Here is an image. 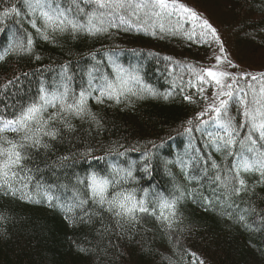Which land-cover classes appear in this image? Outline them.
I'll return each instance as SVG.
<instances>
[{"label": "trees", "instance_id": "1", "mask_svg": "<svg viewBox=\"0 0 264 264\" xmlns=\"http://www.w3.org/2000/svg\"><path fill=\"white\" fill-rule=\"evenodd\" d=\"M179 2L216 29L227 58L237 65L228 68L222 63L220 70L237 77L241 72H264V0ZM60 3L74 10L72 0ZM80 6L84 7L82 2ZM5 7H15L18 14L0 18V50L20 37L26 45L29 34L33 47L30 53L9 52L0 62V113L6 109L10 116L18 111L20 104L38 94L41 84L51 89L66 82L78 95L91 80L88 107L99 124L73 117L71 131L56 124L59 135L55 140L45 138L47 147L28 150L24 167L31 170L34 181L25 191L33 199L0 190L4 217L0 220V264H264V182L260 175L241 174L246 191L233 197L235 211L223 207L224 190L203 175L212 161L226 169L233 159L228 151L209 143L207 131L197 128V113L211 101L212 88L198 85L192 70L216 64L220 45L213 38L200 37L197 29V35L189 39L186 33L192 25L181 22L183 27L176 34L111 28L96 35L50 33V39L44 40L31 27L26 0H0V12ZM171 26L178 27L176 17L171 18ZM114 64L134 71L158 95L129 96L118 104L105 97L98 103L100 93L95 88L102 83L101 77L115 79ZM16 76L20 79L5 87ZM249 80H238L239 87L246 88ZM190 81L205 88L209 101L201 98ZM165 94H169L167 99ZM185 96L192 99L185 100ZM238 107L229 108L237 125ZM188 128L192 130L186 132ZM245 133L241 129V136ZM6 135L18 139L14 133ZM181 159L185 166L178 162ZM129 168L135 179L125 186L137 188L138 195L147 189L153 201L155 193L181 197L171 228L149 213L139 214L134 226L122 221L118 227L111 214L91 202L71 213L59 207L72 199L74 191L87 198L85 185L78 184V179L91 172L106 176L113 169ZM214 174L215 170L209 173ZM36 182L42 185L39 194ZM45 191L59 199L49 202ZM241 215L248 227L239 221Z\"/></svg>", "mask_w": 264, "mask_h": 264}, {"label": "snow or ice", "instance_id": "2", "mask_svg": "<svg viewBox=\"0 0 264 264\" xmlns=\"http://www.w3.org/2000/svg\"><path fill=\"white\" fill-rule=\"evenodd\" d=\"M81 2L84 7L80 6ZM26 3L31 10V27L44 40L50 39V33L71 31L74 35L81 32L96 35L106 33L111 28L123 31L134 29L152 35H156L157 30L176 34L183 27V23L192 25L190 33H186L189 39L197 35V29L200 37L213 38L220 45V54L214 56L216 64L199 71L194 68L192 70L198 85L207 84L212 88L211 101L197 113V128L202 132L207 131L209 143L218 150L228 151L233 159L226 169H221L212 161L211 169L205 167L203 175L218 189L224 190L223 207L234 211L237 206L233 197H239L246 191V181L242 178V173L256 172L260 175L261 182H264V72H241L237 77L230 71L220 70L218 66L222 63H226L228 68H235L237 65L227 58L216 29L207 19L179 0H72L74 10L73 7H63L60 0H26ZM12 14H18V10L15 7H5L0 12V18H8ZM172 17L177 18V28L171 26ZM32 47L33 39L30 34L27 36L26 45L23 37L14 39L8 48L0 50V62L7 58L9 52L30 53ZM113 70L115 79L101 77L102 83L95 88L100 93L96 97L98 103H102L105 97L118 104L122 98L129 96L143 98L145 94L158 95L150 86L144 85L134 71L115 64ZM244 77H250V80L247 87L242 89L238 80H243ZM19 79L20 76H16L8 80L5 87L14 85ZM197 84L190 81V86L196 87L201 98L209 101V97L204 95L205 88L198 87ZM92 93L91 80L89 87L82 88L78 95L66 82L55 84L51 89L41 84L38 94L27 104H20L18 111L13 110L10 116L6 114V109L0 113V190L11 192L13 196L19 192L20 198L24 200L33 199L31 193L25 191L34 181L31 170L24 167V162L29 159L28 150L47 147L45 138L55 140L59 135V129L54 126L56 124H62L71 131L70 119L73 117L87 118L98 125L99 120L88 107V98ZM169 94H165L164 98L167 99ZM184 99L192 98L185 96ZM232 104L239 106L241 119L238 125L235 117L229 115ZM49 109L53 111L46 115ZM205 116L207 119L203 118ZM191 123L190 120L189 124ZM241 129H246L243 136ZM191 130L185 129L186 132ZM6 133H14L18 139L9 138ZM63 159L67 160L68 157ZM178 162L185 166L182 159ZM213 170L215 174L209 175ZM134 179L131 168L113 169L106 176L91 172L77 181L78 184L85 185L86 191L83 195L87 198H82L80 192L74 191L72 199L67 204L61 202L59 207L66 213H71L76 208L83 210L91 202L93 206L111 214L118 227L122 221L134 226L138 223L139 214L149 213L171 228L178 218L177 205L181 197L169 198L162 193H155L154 201L149 200L147 189L144 190V195H138L137 188L125 186ZM41 187L36 182L38 194ZM43 196L49 202L59 199L49 195L47 191ZM65 218L68 219V216ZM2 219L4 217L0 215V220ZM239 221L248 227L244 215L239 216ZM80 251L85 252L87 249L81 248Z\"/></svg>", "mask_w": 264, "mask_h": 264}]
</instances>
